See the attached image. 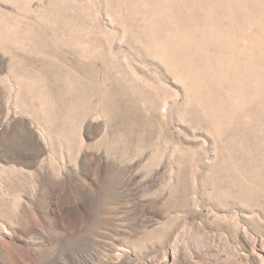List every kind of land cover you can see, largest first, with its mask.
Segmentation results:
<instances>
[{
	"label": "rangeland",
	"instance_id": "rangeland-1",
	"mask_svg": "<svg viewBox=\"0 0 264 264\" xmlns=\"http://www.w3.org/2000/svg\"><path fill=\"white\" fill-rule=\"evenodd\" d=\"M0 264H264V0H0Z\"/></svg>",
	"mask_w": 264,
	"mask_h": 264
}]
</instances>
